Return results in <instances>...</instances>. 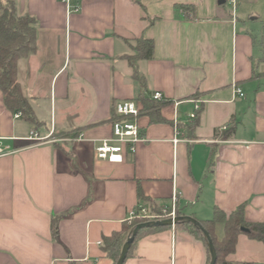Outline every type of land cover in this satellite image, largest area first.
Instances as JSON below:
<instances>
[{
    "label": "crops",
    "instance_id": "crops-1",
    "mask_svg": "<svg viewBox=\"0 0 264 264\" xmlns=\"http://www.w3.org/2000/svg\"><path fill=\"white\" fill-rule=\"evenodd\" d=\"M7 1L36 20V52L20 59L18 79L41 124L16 118L0 89V138L15 152L0 158V264H114L105 239L142 205L139 188L160 210L177 189L178 207L198 221L244 206L246 221L264 224V0H236L235 10L232 0ZM140 38L154 42L153 58L137 63L145 90L126 59ZM156 92L169 102L166 121L141 117L145 142L123 163L97 159L116 104ZM32 132L49 139L28 141ZM256 253L264 244L242 233L228 260L260 264ZM125 264H205V253L164 229L141 238Z\"/></svg>",
    "mask_w": 264,
    "mask_h": 264
},
{
    "label": "trees",
    "instance_id": "trees-1",
    "mask_svg": "<svg viewBox=\"0 0 264 264\" xmlns=\"http://www.w3.org/2000/svg\"><path fill=\"white\" fill-rule=\"evenodd\" d=\"M140 4V0H136ZM177 8L187 13L192 8L186 5H178ZM189 14V13H188ZM37 27L36 20L29 16H20L17 6L12 1H7L0 5V89L3 94L4 104L7 110L13 114H20L21 117L33 124L39 126L41 121L38 119L30 101L24 95L22 86L18 79V64L20 59L25 58L36 52ZM130 44L133 51L132 55L126 57L133 68V78L139 83L142 90L146 89V80L140 74L138 61L151 60L154 55V42L150 39L140 38ZM137 101L139 102L140 117H149L153 124L164 123L166 119L162 116L163 107L168 101H156L140 93ZM199 112L195 122L189 126V133L193 132L195 123L198 119ZM121 120V117L115 113L113 122ZM66 138L68 135L61 134ZM138 199L143 206L149 205L150 210H158L151 198L144 195L141 188L138 190ZM177 216H184L178 207ZM59 218H54L52 222L53 238L57 239ZM206 231L210 234L215 250L218 256L217 264H253L251 262H231L228 260L238 243L239 237L245 233L249 238L260 241L264 244V224L250 223L245 219V207L241 206L231 214H226L221 209L215 207L213 218L210 220L200 221ZM143 222L135 221L133 223L125 222L120 232L114 233L105 239V252L114 264L117 263L124 244L131 236L134 228ZM223 225L224 235L220 239L217 235L218 226ZM171 227H151L142 229L129 251L128 258L133 255V251L138 241L153 233L160 232ZM177 231L185 233L196 243L200 244L205 253V264L211 263V252L208 241L203 232L196 226L188 222H180L176 225ZM67 264H77L69 262Z\"/></svg>",
    "mask_w": 264,
    "mask_h": 264
},
{
    "label": "built area",
    "instance_id": "built-area-1",
    "mask_svg": "<svg viewBox=\"0 0 264 264\" xmlns=\"http://www.w3.org/2000/svg\"><path fill=\"white\" fill-rule=\"evenodd\" d=\"M234 10L236 9V0L231 1ZM234 93L236 96L244 97L245 94L237 87H234ZM151 99L156 101H166L164 94L156 92L152 95ZM180 102H175V114L173 118L174 137L172 142L174 146L182 142V125L183 122L180 119L178 106ZM117 116L121 117V120L113 123L112 137L110 139H104L98 143L95 148V155L97 159L108 162L110 164H121L125 160L127 153L135 154L137 145L145 142V138L142 135V129L140 125V108L137 101L129 100L122 101L116 104L115 107ZM201 110L198 102H195L194 110L188 115L187 124L194 123L197 113ZM21 117L20 114L16 115V118ZM3 138H0V158L15 153L11 147L3 145ZM28 141L43 142L46 138L39 137L36 133L32 132L31 136L27 138ZM179 204V192L174 190L172 197L171 207L162 209L161 214L152 213L149 208L143 205L138 206L129 215L128 222H150L164 219H175L177 216ZM175 228V227H174Z\"/></svg>",
    "mask_w": 264,
    "mask_h": 264
},
{
    "label": "water",
    "instance_id": "water-1",
    "mask_svg": "<svg viewBox=\"0 0 264 264\" xmlns=\"http://www.w3.org/2000/svg\"><path fill=\"white\" fill-rule=\"evenodd\" d=\"M221 2H225V0H221ZM180 222H188L193 224L194 226L198 227L203 234L205 235L208 245H209V250L211 252V263L210 264H217L218 261V256L215 250L214 242L210 236V234L206 231V229L203 227L200 221L197 219L190 217V216H181V217H176L175 219H164V220H157V221H150V222H144L138 224L134 230L132 231L131 236L128 238L127 242L124 244L123 249L121 251L120 257L117 261L116 264H125L127 259H128V254L129 251L131 250L136 237L138 236L139 232L144 229V228H151V227H171L174 228L176 227L177 224Z\"/></svg>",
    "mask_w": 264,
    "mask_h": 264
},
{
    "label": "rangeland",
    "instance_id": "rangeland-1",
    "mask_svg": "<svg viewBox=\"0 0 264 264\" xmlns=\"http://www.w3.org/2000/svg\"><path fill=\"white\" fill-rule=\"evenodd\" d=\"M44 138H46V140L49 139L48 137H44ZM147 207H149V205H147ZM149 211L152 213H157V214H161V212H162V210H160V209L153 211V210H150V208H149ZM223 232H224L223 229L221 230V228H219V233L223 234ZM256 257H257V262H260V264L264 262L263 261L264 256H262L260 253H256Z\"/></svg>",
    "mask_w": 264,
    "mask_h": 264
}]
</instances>
